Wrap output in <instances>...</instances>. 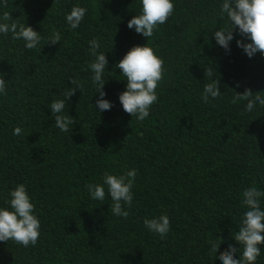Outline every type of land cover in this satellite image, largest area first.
I'll return each mask as SVG.
<instances>
[{"label":"trees","instance_id":"16d2710c","mask_svg":"<svg viewBox=\"0 0 264 264\" xmlns=\"http://www.w3.org/2000/svg\"><path fill=\"white\" fill-rule=\"evenodd\" d=\"M220 0H173L167 21L143 37L128 28L140 13L139 0H7L18 24L41 32L37 49L0 34V205L23 183L40 220L35 245L0 241V264H219L244 209L243 190H264V107L245 113L237 94L264 91V56L251 59L237 46H218L211 31L224 26L216 15ZM86 7L77 29L65 16ZM53 32L60 41L48 42ZM99 38L109 60L104 91L113 104L101 113L91 81L89 41ZM148 43L163 63L158 99L143 121L119 101L126 81L114 68L128 50ZM206 69L219 81L221 95L201 99ZM66 102L76 121L69 132L55 127L49 105L75 87ZM259 94V93H257ZM236 101L235 103L233 101ZM93 104V105H92ZM21 127L20 136L13 129ZM135 169L133 202L127 218L111 213V199L92 200L85 187L105 171ZM264 207V203H262ZM167 214L166 237L150 232L145 219ZM264 248V246H262ZM235 258H239L238 254ZM257 264H264V250Z\"/></svg>","mask_w":264,"mask_h":264},{"label":"clouds","instance_id":"9594fccd","mask_svg":"<svg viewBox=\"0 0 264 264\" xmlns=\"http://www.w3.org/2000/svg\"><path fill=\"white\" fill-rule=\"evenodd\" d=\"M140 13L135 14L128 21V28L134 29L143 37H152L154 30L167 21L174 9L173 0H139ZM7 6V0H0V9ZM86 7L74 5L65 16L71 29H77L85 17ZM216 15L221 18L224 26H215L211 31L218 46L226 51L230 50V42L234 39V30L245 40H237V46L251 59L257 54L264 56V0H220ZM11 33L14 39H22L23 47L29 50L37 49L41 42V32L25 23L18 24L8 11H0V34ZM53 44L60 41L59 33L53 32L48 42ZM90 55L93 59L89 63L91 81L99 97L93 105L99 113L111 110L113 104L106 99L107 93L103 90L108 80L104 73L109 65L106 53L101 49L99 38L89 41ZM163 59L155 54L154 49L148 44L131 47L123 58L115 64L114 68L121 70V75L126 81L125 90L119 94V101L123 110L143 121L150 115L151 106L157 101V87L163 77ZM205 78L211 82L204 83L201 99L208 102L221 95L219 81L213 73L206 69ZM75 87L63 93V99H55L50 105L51 114L54 116L55 127L61 132H69L76 122L65 109L66 102L71 98L76 89L81 92L84 84L72 79ZM7 81L0 74V96L6 95ZM259 93V94H257ZM253 94L245 90L237 94L236 100H245V113H253L257 107H264V91ZM236 102L235 100L233 101ZM21 127L13 129L14 136H20ZM136 170L131 169L124 174H114L105 171L102 181L85 185L88 195L92 200L104 201L107 195L111 199L110 211L117 217L127 218L126 210L133 202V183ZM5 205H0V241L14 240L17 244L27 247L35 245L40 235V220L34 211V204L26 186L17 184L8 193ZM241 207L244 209L237 230H232V238L238 242L239 248L228 244V249L217 255L220 244H211L212 253L216 254L219 264H257L264 246V190L249 186L243 190ZM144 226L161 238L166 237L170 231V220L167 214H162L152 219H145ZM238 254L239 258H235Z\"/></svg>","mask_w":264,"mask_h":264}]
</instances>
